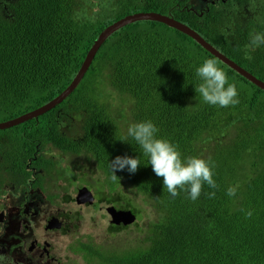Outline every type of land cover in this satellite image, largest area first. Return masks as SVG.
<instances>
[{
	"label": "trees",
	"instance_id": "16d2710c",
	"mask_svg": "<svg viewBox=\"0 0 264 264\" xmlns=\"http://www.w3.org/2000/svg\"><path fill=\"white\" fill-rule=\"evenodd\" d=\"M78 11L95 15V23L74 19ZM136 12L160 13L186 24L264 82V45L251 52L252 60L245 59L250 34L264 33V0L209 5L202 12L188 0H0V122L60 94L99 34ZM207 58L216 59L229 83L236 84L239 104L209 105L197 94L196 68ZM145 120L157 126L158 137L178 145L182 158H211L217 187L204 184L196 201L183 190L173 198L136 142L119 140L129 124ZM46 143L85 156L77 165L88 159L80 169L74 162L62 171L50 157H41L56 189L76 188L79 181L92 184L98 203L129 210L136 219L134 246L124 251L77 240L72 252L83 261L264 264V91L188 35L156 21L115 31L67 98L37 118L0 130V167L19 169L25 178L24 157L36 158L37 147L42 151ZM124 155L139 156L141 165L134 174L116 171L113 180L110 161ZM236 185V195L229 197L227 188ZM213 191L210 199L207 193ZM133 199L145 204L151 217L143 218ZM119 226L106 232L117 235Z\"/></svg>",
	"mask_w": 264,
	"mask_h": 264
},
{
	"label": "flooded vegetation",
	"instance_id": "af4514ba",
	"mask_svg": "<svg viewBox=\"0 0 264 264\" xmlns=\"http://www.w3.org/2000/svg\"><path fill=\"white\" fill-rule=\"evenodd\" d=\"M188 3L195 11L202 12V10H208L209 5L235 4V0H193L191 3L188 0ZM6 138L2 136V142H5ZM38 149L39 147L36 149L38 151L36 158L33 159L35 154L32 157H24V166L27 171L25 178L19 173V169H13L7 164L0 167V264L73 263L69 257L70 253L73 255L74 244L72 245L71 239L75 230L79 228L81 214L80 212L73 214L70 205L91 207V204H77L75 201L79 188L85 184L78 180L80 185L76 188L56 189L55 180L47 175L48 168L41 166L40 158L50 157L53 162H57L56 167L62 171L74 162L76 169H80L82 164L86 165L88 159L77 165V159L86 157L72 156L70 153L62 152L54 144L49 146L46 143L42 151ZM31 159L34 160L35 165L31 166L33 162ZM40 177H43V180H39ZM47 183L52 185L51 189L48 188ZM72 190L74 196H72ZM35 192L39 194H34ZM49 194H55V196H49ZM92 194L95 199L92 206H95L98 202L97 196L93 192ZM38 197L47 201V205H39ZM108 206L112 205H105V212ZM108 224V229L116 226L110 225L109 215ZM125 228L127 226H122L121 230ZM60 243L66 245L56 249ZM56 250L68 255H59Z\"/></svg>",
	"mask_w": 264,
	"mask_h": 264
},
{
	"label": "clouds",
	"instance_id": "9594fccd",
	"mask_svg": "<svg viewBox=\"0 0 264 264\" xmlns=\"http://www.w3.org/2000/svg\"><path fill=\"white\" fill-rule=\"evenodd\" d=\"M103 6L108 8L109 4L105 2ZM74 19H86L88 22L95 23L96 17L95 15H88L86 12L78 11L75 13ZM224 35L227 36L228 33H224ZM262 45H264V33L256 32L250 34L249 43L245 45V59L252 60L253 57L251 52ZM196 76L201 82L195 85V91L202 98L203 102L209 105H218L222 108L239 104V94L236 84L229 83L227 73L218 65L216 59H205L203 63L196 68ZM158 131L159 129L151 120L134 122L129 124L127 135L119 140L128 141L129 138H131L136 142L142 154L148 157L147 164L151 165L157 177L163 178V188L166 189L173 198L179 195L178 190H183L188 193L189 199L196 201L202 192L204 184H207L213 189L217 187L216 181L213 178L215 162L212 161L211 158L205 159L200 156L182 158L178 145L170 142L166 138L158 137L156 135ZM140 165L139 156H116L110 161V167L113 172L112 179L115 180L118 177L115 174L116 171L127 169L129 173L134 174ZM84 184L85 186L82 187L87 188L91 194L93 192L98 196L94 185ZM238 189L239 185L229 186L226 190V194L229 197H234ZM215 195L216 193L214 191L207 193L210 199L214 198ZM106 213L108 214V212ZM252 214L251 210L245 212L246 218H250ZM124 230L125 229H122V231ZM107 250L110 249L106 248L104 251ZM73 254H75V252H73ZM75 255L78 259L80 258L78 254ZM78 259L73 260L72 264H77ZM83 262L84 264H100L94 258L87 259V262Z\"/></svg>",
	"mask_w": 264,
	"mask_h": 264
},
{
	"label": "water",
	"instance_id": "95a60500",
	"mask_svg": "<svg viewBox=\"0 0 264 264\" xmlns=\"http://www.w3.org/2000/svg\"><path fill=\"white\" fill-rule=\"evenodd\" d=\"M138 21H156L160 23H164L172 28L177 29L178 31L188 35L193 40H195L203 49L207 52L215 56L217 59L222 61L232 70L255 84L257 87L264 91V82L259 80L258 78L254 77L251 73L240 67L234 61L223 55L217 49H215L212 45L206 42L198 32L183 24L172 17L167 15H163L160 13H152V12H136L133 14H128L121 19L113 22L109 26H107L97 37L94 41L90 49L88 50L79 70L75 74L74 78L70 82V84L56 97L52 100L48 101L47 103L35 108L29 112H26L22 115L17 117L5 120L0 122V130L8 129L23 122H26L32 118H37L38 116L44 114L45 112L51 110L58 104H60L65 98L72 93V91L77 87L81 79L83 78L84 74L86 73L87 69L89 68L90 64L92 63L97 51L101 47V45L105 42V40L113 34L115 31L127 26L129 24L138 22ZM77 204H93L94 198L90 191L87 188L82 187L78 190L77 196L75 198ZM109 216H110V223L113 225L122 224L124 226L131 225L135 221V216L129 210H117L112 206H108L106 208Z\"/></svg>",
	"mask_w": 264,
	"mask_h": 264
},
{
	"label": "rangeland",
	"instance_id": "374dc122",
	"mask_svg": "<svg viewBox=\"0 0 264 264\" xmlns=\"http://www.w3.org/2000/svg\"><path fill=\"white\" fill-rule=\"evenodd\" d=\"M193 0H189L191 3ZM69 162V158H68ZM67 162V163H68ZM49 185V189L52 188V185L50 183H47ZM61 184V183H59ZM63 185V184H62ZM34 194H39L38 192H35ZM133 193H128L127 198L130 196L132 197ZM72 196H74V192L72 190ZM133 203L139 207L142 210V213L144 215L143 218H149L151 217L149 213V209L146 207L145 204H142L140 201H137L133 199ZM38 204L39 205H47V201H45L42 197H38ZM104 203H96L95 206L91 207H77L74 204L70 205V209L73 212V214L80 212V221L78 223V229L75 230V232L72 235L71 243L72 245L77 241H91L94 244L101 245L103 247H106L108 249H116L119 251H124V249L130 248L134 246L135 243V233H133V224L128 225L127 228H125V231L119 232L117 235H110L106 232V228L109 225L108 224V215L104 211ZM102 209H99V208ZM143 223V221H140ZM108 229V228H107ZM68 242V241H67ZM66 244L60 243L56 246V249L59 248V246H64ZM56 253L59 255H65L67 256L68 253H63L60 250H56ZM69 257L71 260H76L78 257L72 253L69 254ZM77 264H84V262L79 258L77 260Z\"/></svg>",
	"mask_w": 264,
	"mask_h": 264
}]
</instances>
